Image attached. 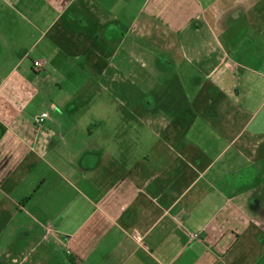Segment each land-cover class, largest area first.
<instances>
[{
  "label": "crops",
  "instance_id": "0c3cea01",
  "mask_svg": "<svg viewBox=\"0 0 264 264\" xmlns=\"http://www.w3.org/2000/svg\"><path fill=\"white\" fill-rule=\"evenodd\" d=\"M5 2L66 70L0 88V264H264V0Z\"/></svg>",
  "mask_w": 264,
  "mask_h": 264
},
{
  "label": "rangeland",
  "instance_id": "374dc122",
  "mask_svg": "<svg viewBox=\"0 0 264 264\" xmlns=\"http://www.w3.org/2000/svg\"><path fill=\"white\" fill-rule=\"evenodd\" d=\"M11 9L6 4L5 0H0V25L3 24L0 30V40L3 42L4 49H13L15 56L25 54L24 45L27 43V38L22 35L23 32L10 30V27H22L26 23V18L13 16L14 25H11L10 20ZM40 59L38 53H32L30 58H26L23 62L3 63L0 62V88L4 85L7 79L12 78L20 87H23L30 92L31 99L23 103L26 104L22 113L18 116L19 119L30 123L34 129V118L43 111L49 110L51 103H58V96L62 93L56 88V83L61 82L59 75L66 69L63 64L48 63L47 67L42 70H35L34 62ZM72 65V64H71ZM76 65V64H75ZM45 66V64H44ZM14 74V77H12ZM16 84V85H17ZM264 95L254 97L255 103L262 101Z\"/></svg>",
  "mask_w": 264,
  "mask_h": 264
},
{
  "label": "built area",
  "instance_id": "2783aa9c",
  "mask_svg": "<svg viewBox=\"0 0 264 264\" xmlns=\"http://www.w3.org/2000/svg\"><path fill=\"white\" fill-rule=\"evenodd\" d=\"M34 69L35 70H42L44 68V63L42 62H34V65H33ZM52 108L54 109L55 106L52 105ZM50 118V113L49 111H43L41 114L37 115L35 118H34V122L37 126H42L45 124V122ZM194 239H198L199 238V235L195 234L192 236ZM140 239V237H137ZM143 244V242L141 243Z\"/></svg>",
  "mask_w": 264,
  "mask_h": 264
}]
</instances>
